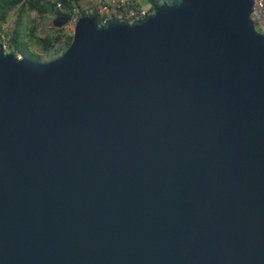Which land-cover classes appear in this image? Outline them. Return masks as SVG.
<instances>
[{"label":"water","instance_id":"water-1","mask_svg":"<svg viewBox=\"0 0 264 264\" xmlns=\"http://www.w3.org/2000/svg\"><path fill=\"white\" fill-rule=\"evenodd\" d=\"M252 5L82 16L45 63L0 44V264H264Z\"/></svg>","mask_w":264,"mask_h":264},{"label":"trees","instance_id":"trees-1","mask_svg":"<svg viewBox=\"0 0 264 264\" xmlns=\"http://www.w3.org/2000/svg\"><path fill=\"white\" fill-rule=\"evenodd\" d=\"M180 0H145L150 10L163 4L173 5ZM61 3L62 8L57 9L56 4ZM80 0H0V44L6 46L5 53L19 54L33 62H41V54L61 55L71 42V35L64 33V28L43 31L41 37L34 33L37 26L29 29L28 38L34 40L39 52L24 51L25 44L22 38L24 19L35 13L39 19L48 20L55 17H70L73 9L81 11ZM80 16H84L81 11ZM27 46V44H26ZM59 55L51 58L58 57ZM50 61V60H49Z\"/></svg>","mask_w":264,"mask_h":264},{"label":"built area","instance_id":"built-area-1","mask_svg":"<svg viewBox=\"0 0 264 264\" xmlns=\"http://www.w3.org/2000/svg\"><path fill=\"white\" fill-rule=\"evenodd\" d=\"M56 8H62L61 3L56 4ZM81 11L84 16L97 17L100 23H103L110 17H115L122 21L132 22L142 19L151 13L150 7L135 6L131 0H110L107 2L97 1L91 3L88 1L81 4ZM81 11L73 9L71 16L68 17V22L64 26V30L72 35L74 27L80 16ZM255 30L261 34H264V0H253L252 11L250 15ZM4 50L6 46L3 45ZM17 58H21L19 54L15 55Z\"/></svg>","mask_w":264,"mask_h":264},{"label":"rangeland","instance_id":"rangeland-1","mask_svg":"<svg viewBox=\"0 0 264 264\" xmlns=\"http://www.w3.org/2000/svg\"><path fill=\"white\" fill-rule=\"evenodd\" d=\"M82 1L81 4L83 3L84 0H80ZM141 7L145 8L148 7V5L146 4V2H144L142 0L141 2ZM24 27H23V33H22V38L24 41V45H23V50L27 51V52H39V48L37 47V44L35 43L34 40H30L28 37V34H30L29 29L32 26H37L39 25V27H36V30L34 31V33L37 35V37H41V34H43V31H51L53 30V26H52V20L48 19V20H41L38 18V16L35 13H32L31 16L27 19H24ZM64 33L68 34L65 30ZM27 44V46H26ZM59 55L58 54H41V63H45V62H49V60L51 61V58L55 57ZM60 56V55H59Z\"/></svg>","mask_w":264,"mask_h":264},{"label":"crops","instance_id":"crops-1","mask_svg":"<svg viewBox=\"0 0 264 264\" xmlns=\"http://www.w3.org/2000/svg\"><path fill=\"white\" fill-rule=\"evenodd\" d=\"M88 1H91V3H93V2H97V1H103V2H107V1H110V0H84L83 1V3L84 2H88ZM132 1V3L135 5V6H141L140 4H141V2H142V0H131ZM144 2H145V0H143ZM82 1H80V3H81ZM50 20H52V19H50Z\"/></svg>","mask_w":264,"mask_h":264}]
</instances>
